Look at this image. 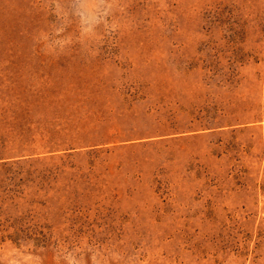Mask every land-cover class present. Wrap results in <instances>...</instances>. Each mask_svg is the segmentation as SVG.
<instances>
[{
    "label": "rangeland",
    "instance_id": "rangeland-1",
    "mask_svg": "<svg viewBox=\"0 0 264 264\" xmlns=\"http://www.w3.org/2000/svg\"><path fill=\"white\" fill-rule=\"evenodd\" d=\"M0 264H264V0H0Z\"/></svg>",
    "mask_w": 264,
    "mask_h": 264
}]
</instances>
